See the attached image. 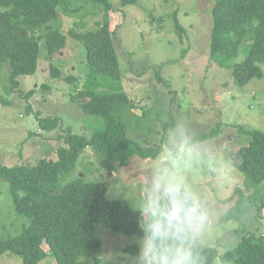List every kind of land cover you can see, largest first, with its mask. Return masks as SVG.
<instances>
[{"label": "rangeland", "instance_id": "rangeland-1", "mask_svg": "<svg viewBox=\"0 0 264 264\" xmlns=\"http://www.w3.org/2000/svg\"><path fill=\"white\" fill-rule=\"evenodd\" d=\"M109 2L113 5L110 29L120 55L123 89L137 106L133 110L136 116L151 112L143 121L145 129L131 126L128 135L141 148L161 146L162 150L157 159H143L138 154L126 156V166L118 164L116 171L110 173L100 167L93 149L88 148L77 162L78 173H84L88 182L104 184L108 199L128 201L134 208L144 199L145 177L170 149L175 150L181 133L191 140L217 129V137L195 145L196 156L185 155L178 161L177 172L208 217L209 226L199 242L216 247L223 254L241 238L236 231L242 232L243 227L253 231L261 225L257 211L239 223L225 216L239 198L237 195L230 200L233 195L239 190L248 195L246 178L238 169V151L251 140L248 131L264 132V79L239 87L229 69H222L211 60L212 9L216 0H140L128 7H122L120 0ZM92 9L86 30L93 29L102 19L101 12L95 15L97 10L94 6ZM63 19L67 45L52 60L61 79L50 76L45 51L38 74L20 78L24 96L7 93L6 87L11 86L7 80L9 70L0 66V99L10 102H0V168L55 160L57 149L66 146L69 131L89 136L103 127L101 119L80 109L87 101L76 96L89 72L86 48L71 39L68 32L83 29L76 27L77 19ZM177 23L184 30L181 35ZM69 76L79 81L64 80ZM43 85L52 88L44 89ZM33 89L37 92L26 99L25 95ZM36 113L44 118L58 117V127L52 132L41 130ZM116 185L122 187L117 194ZM261 219L260 231L264 235V218ZM27 224L26 217L13 207L9 184L0 180V238L20 235ZM97 235L103 241L98 264H133L134 255L124 249L138 244L139 238L101 226ZM42 253L49 256L41 264H57L47 246H43ZM0 264L24 263L19 257L5 254ZM217 264L232 263L218 259Z\"/></svg>", "mask_w": 264, "mask_h": 264}, {"label": "trees", "instance_id": "trees-1", "mask_svg": "<svg viewBox=\"0 0 264 264\" xmlns=\"http://www.w3.org/2000/svg\"><path fill=\"white\" fill-rule=\"evenodd\" d=\"M139 1L120 0L122 7L134 6ZM92 6L97 10L95 15L101 12L102 19L93 29L86 30L87 20L94 13ZM112 12L109 0H0V66L8 67L7 80L11 85L5 91L24 96L20 78L38 74L45 51L50 76L61 79V72L52 60L67 45L63 16L74 18L78 20L76 27L83 30L74 28L68 33L86 48L89 70L83 89L76 96L87 99L80 105L86 115L103 122V127L89 136L69 131L66 146L57 149L55 160L0 168V180L9 184L15 211L28 221L20 235L0 238V262L9 254L21 258L24 264H41L49 256L42 253L43 246H47L57 264H98L103 248L97 235L99 226L143 238L139 211L128 201L108 199L104 184L88 182L86 175L77 170V162L88 148L93 149L100 167L110 173L116 171L118 164L126 166V156L138 154L143 159H157L162 150L161 146L141 148L128 135L131 126L145 129L143 121L151 112L136 116L133 110L137 106L123 89L120 55L110 29ZM212 19L211 60L220 68L229 69L239 87H246L255 79L263 80L264 0H216ZM177 30L180 35L184 31L179 23ZM64 80L79 81L71 76ZM43 88L52 87L43 85ZM36 92L33 89L25 98ZM0 102L10 104L2 97ZM31 110L29 106L27 112ZM36 119L45 132L54 131L60 122L58 117L44 118L40 113H36ZM248 133L251 140L239 149L237 161L246 178L248 195L242 190L233 195L230 200L237 195L239 198L225 218L239 223L257 211L261 225L253 231L245 227L242 232L236 231L241 238L223 254L216 247L198 241L195 254L199 264H217L218 259L232 264H264V235L260 231L264 218V132ZM218 134L215 129L191 142L197 145ZM124 252L138 256L139 245L128 246Z\"/></svg>", "mask_w": 264, "mask_h": 264}, {"label": "clouds", "instance_id": "clouds-1", "mask_svg": "<svg viewBox=\"0 0 264 264\" xmlns=\"http://www.w3.org/2000/svg\"><path fill=\"white\" fill-rule=\"evenodd\" d=\"M185 155H197L196 146L183 133L178 146L145 177L144 199L134 205L138 210L143 238L133 264H199L195 247L206 232L209 221L201 203L185 187L177 172ZM116 194L122 187L115 186Z\"/></svg>", "mask_w": 264, "mask_h": 264}]
</instances>
